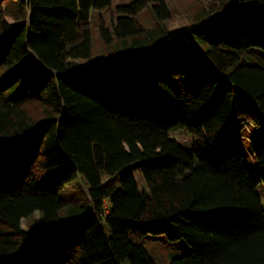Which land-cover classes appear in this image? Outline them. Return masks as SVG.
<instances>
[{"label": "trees", "instance_id": "obj_1", "mask_svg": "<svg viewBox=\"0 0 264 264\" xmlns=\"http://www.w3.org/2000/svg\"><path fill=\"white\" fill-rule=\"evenodd\" d=\"M113 1L0 0V264H157L148 235L190 247L169 264H264V0L203 9L169 37L166 1L134 0L99 31L127 50L93 61L91 13ZM103 67L126 95L98 85ZM233 114L251 168L222 136ZM79 176L92 208L63 223Z\"/></svg>", "mask_w": 264, "mask_h": 264}, {"label": "rangeland", "instance_id": "obj_2", "mask_svg": "<svg viewBox=\"0 0 264 264\" xmlns=\"http://www.w3.org/2000/svg\"><path fill=\"white\" fill-rule=\"evenodd\" d=\"M134 0H114L110 8L104 10H93L91 13V29L93 34V61H104L108 59L120 56L127 50L124 45L120 43L106 46L99 35L100 26L103 24L106 28L112 30V25L117 18L118 6L127 5ZM170 11V19L165 21L164 26L168 37L176 33L177 31L192 26L196 23L197 18L202 15L203 9H210L212 7H218L225 3L227 0H165ZM229 1V0H228ZM233 1V0H230ZM16 15H22V11L19 6H15ZM202 17V16H201ZM139 22L151 29L155 24V14L152 9V5L149 4L138 16ZM10 23H13L12 18H7ZM130 42V41H128ZM90 64V62H88ZM160 73L164 76L167 72V67L164 64H158ZM105 68V77L97 80L100 87L108 86L112 94L126 95L124 82L121 79L118 70L108 71ZM148 74L153 76L154 71L148 69ZM170 82L173 86L177 85L172 79ZM222 136L225 139L228 149L241 152L244 155V161L248 168L252 167L251 158L249 153L245 151V148L240 144L234 142V138L238 136L248 137L246 130L241 128L240 119L233 114L231 120L222 131ZM178 142L185 148H191L193 146V139L186 134L184 130L179 131ZM247 150H251L248 143ZM135 178L141 181V177L138 172H135ZM258 194L261 197L262 206L264 209V185L260 184L257 189ZM59 198L64 200L67 205L60 211V220L63 223L72 222L82 216L87 210L92 208V201L88 194L87 182L81 177H77L72 183L68 184L60 193ZM41 214L35 212L33 215L25 218L22 221V228L28 232L39 230L43 228V224L40 222ZM145 248L150 256L157 264H169L173 258L186 254L190 247L184 242L179 241L176 243H170L163 236L148 235L144 238Z\"/></svg>", "mask_w": 264, "mask_h": 264}]
</instances>
